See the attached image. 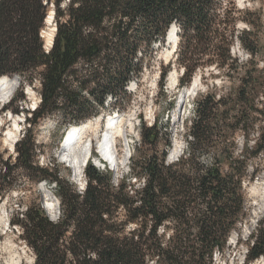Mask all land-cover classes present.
<instances>
[{"label": "trees", "instance_id": "16d2710c", "mask_svg": "<svg viewBox=\"0 0 264 264\" xmlns=\"http://www.w3.org/2000/svg\"><path fill=\"white\" fill-rule=\"evenodd\" d=\"M52 9L57 31L47 51L42 32ZM247 14L236 0L0 1V78L18 76L21 85H41V102L27 119L30 128L18 142L14 167L29 179L54 184L60 203L57 221L35 204L13 222L23 229L35 264H214L215 254L224 256L230 235L248 217L245 183L264 174V168L250 169L264 160V63L258 62L255 33L262 16L251 20ZM240 20L247 30H238ZM173 25L179 28L181 87H190L198 70L213 65L233 83L225 93L208 91L194 102L178 160L168 163L167 151H157L156 122L143 125L130 172L118 184L111 171L91 161L83 192L57 169L37 167L33 128L57 114L80 126L108 98L116 106ZM236 43L249 56L246 63L233 56ZM167 72L161 73V91ZM17 100L26 97L16 94L10 104ZM170 127L166 124L168 134ZM14 167L0 160V172L9 169L0 175L8 187L15 181ZM133 179L143 185L136 187ZM8 187L0 190L2 196ZM246 245V264L264 257V217Z\"/></svg>", "mask_w": 264, "mask_h": 264}, {"label": "rangeland", "instance_id": "374dc122", "mask_svg": "<svg viewBox=\"0 0 264 264\" xmlns=\"http://www.w3.org/2000/svg\"><path fill=\"white\" fill-rule=\"evenodd\" d=\"M236 5L240 11L247 10L250 13L247 14V18L251 20L257 14H261L262 16L260 27L255 31L258 34L257 39L261 48L258 62L262 66L264 63V0H236ZM247 28L246 22L242 20L238 22L239 31L247 30ZM174 42L167 39L166 43L162 46L156 44L152 47L143 64V74L140 78L132 79L127 88L128 94L119 100L116 106L113 105L115 104V100L108 98L105 102V108L100 109L96 116L87 120L93 123L94 128L91 129L90 134H87V138L84 139L85 143L83 142L86 145L90 138L93 141L92 158L90 161L101 171H111L115 184H118L122 177L130 172L131 158L136 155V146L139 147L142 143L143 125L152 127L158 122L161 134L160 141L157 144V151L159 153L167 151V162H176L186 148L185 138L190 121L193 118L194 102L200 95L208 91L213 90L225 93L233 86L230 79L221 74L219 69L213 65L197 71L192 81L193 83L198 77L197 91L187 95L186 90L191 88V86L181 87L180 85V78L184 70H181L176 64L177 49L173 51L175 48ZM232 54L243 63H246L249 59L247 53L241 49L238 43L233 46ZM169 65L170 69H168ZM165 70L168 71V74L163 91H161V73ZM172 72H177L178 77L170 80ZM8 78L17 80L18 82V88L14 96L17 94L19 97L23 94L26 97L25 101L17 100L12 104H0V123L2 125L0 126V160L2 159L4 162L8 161L12 168L17 162L18 142L12 151L8 149L5 142L6 130L12 125L10 118L13 116L20 118L21 134L19 141H21L26 131L30 128L27 119L32 117L31 113L41 102V85L39 82H36L33 86L21 85L22 79L20 77L8 76ZM28 88H31L32 97L29 95ZM8 106H10V109L6 110ZM17 109L19 113H15ZM110 115H113V118L117 116L119 118L118 130L120 133L116 139L117 147L114 150L117 160L119 159L120 166L117 167L118 169L116 168V165H118L117 161L114 166L107 165V160H103V164L95 162V159L98 157L102 159L97 135L100 129L106 126L105 124ZM168 123L171 126L169 134L165 130ZM71 126L73 125H69L68 121H63L62 116L57 114L45 118L35 129L33 128L31 137L35 139V144L37 145L35 162L39 168L52 171L57 169L62 179L70 182L79 192H83L87 186L86 177H84L83 181L85 182V186H78L74 182V170L68 164H65L62 161L63 157L60 156L64 136ZM126 144H129L130 152H132L129 159L125 158ZM239 146H241V140H239ZM205 160L210 162L212 158L207 157ZM258 167L260 170L264 168L263 159H259L253 163V166L250 168L251 172H253L252 168ZM8 171L9 169L7 171L3 169L0 175L3 176ZM13 174L15 175V181L10 187H8L3 178H0V190L6 186L8 187L4 196L0 194V219L2 218L6 222L5 230L3 224H0V264H7V261H10L11 256L14 257V255L22 260L21 264H31L32 262L35 264V254L22 238L23 229L19 225H13V222L18 218L22 219L23 214L27 211V207L35 204H41L46 215L52 221H57L60 214L57 216L56 214L50 215L45 206L48 199L53 201L55 199L54 203L57 204L59 200L52 192L54 184L49 186L46 181H37L35 177L29 179L27 173L18 167H14ZM143 182V180H132V184L136 187H141ZM244 191L248 217L230 235L228 249L224 256L218 253L215 254L214 264H246L248 254L246 243L256 232L258 222L264 217L263 213L257 219H254V212L258 208L257 204L261 202L260 200L264 196V174L260 172L257 174L255 180L246 182ZM260 260L261 264H264V257L260 258Z\"/></svg>", "mask_w": 264, "mask_h": 264}, {"label": "bare ground", "instance_id": "6f19581e", "mask_svg": "<svg viewBox=\"0 0 264 264\" xmlns=\"http://www.w3.org/2000/svg\"><path fill=\"white\" fill-rule=\"evenodd\" d=\"M175 29H177V26L173 25L171 27L168 35H167L168 41H175L174 42L175 48L173 51H176L177 45H178V40H179L178 34H176ZM42 33H43L42 36L44 37V40H45V47H46L45 49L49 50L51 48L52 43L54 41V38L56 36L55 35L56 34V27H55V20H54V16H53V9L50 11V13L48 15V18L46 21V29ZM176 77H178L177 72H172L170 80H173ZM197 82H198V77L192 83L191 88L186 90L187 95L191 92L197 91V88H198ZM17 88H18L17 80H11L8 77L0 78V104L6 105L8 103H11ZM28 90H29V95L32 97L31 88H28ZM36 104H38V102H36ZM10 121H12V125L6 130L5 142L8 146V149L10 151H12L15 148V144L17 142H19V139H20L21 121H20V118H18V117L16 118L14 116L12 118H10ZM115 121L112 120V122L116 123V125H115L116 130L113 133L111 130H109L108 136L113 137V134L115 136L116 134L120 133V131L118 130L119 129V126H118L119 119L115 118ZM0 126H2L1 123H0ZM94 127H95V125H94ZM92 128H93V123L90 121H87V122L81 124L80 126H72L69 128V129H72L71 132L67 136L66 140H63V142H62L63 146H62V150L60 152V156L63 157L62 161L65 164H68V166L74 170V182L78 186H83V185L85 186V182H83L84 177H85L84 171H85V168H86L88 162L92 158L90 156L91 150L88 147L89 144H86V145L83 144L84 139L87 138L86 136L91 131ZM82 136H83V140L81 141L80 138ZM64 137H66V134ZM114 150L115 149H114V146L112 144H111V146H109L108 142L103 143L100 146L102 159H100L98 157L95 159V162H99L100 164H103L104 163L103 160H107V161L109 160L111 165L114 166V165H116L115 163L117 161L118 165H116V168L119 167L120 166V164L118 162L119 159L117 160V155H116ZM130 151H131V149L129 147V144L128 145L126 144L125 158L129 159V157L131 155L130 153H132ZM54 201H56V200L54 199ZM54 201L51 199H48L45 207H46V209L50 215L56 214V216H57L58 215V213H57L58 212V204L54 203ZM260 201L261 202L259 204L256 203L258 205V208L254 212V219H257L260 214L264 213V196L261 198ZM1 223L3 224V228L5 230L6 229V222L2 218L0 219V224ZM21 261L22 260L18 256L15 257V255H14V257L11 256L10 261H7L8 262L7 264H21ZM31 264H33V262ZM252 264H261V260H257L256 262H254Z\"/></svg>", "mask_w": 264, "mask_h": 264}, {"label": "water", "instance_id": "95a60500", "mask_svg": "<svg viewBox=\"0 0 264 264\" xmlns=\"http://www.w3.org/2000/svg\"><path fill=\"white\" fill-rule=\"evenodd\" d=\"M1 1V0H0ZM54 14H55V12H54V10H53V16H54ZM55 27H56V31H57V26H56V23H55ZM43 37V36H42ZM53 43H54V41H53ZM53 43H52V46H53ZM52 46H51V48H52ZM178 46V45H177ZM50 48V49H51ZM50 49L49 50H47V51H50ZM131 154V153H130ZM130 157H131V155H130ZM97 164H99L98 162H96ZM58 214H60V203L58 202Z\"/></svg>", "mask_w": 264, "mask_h": 264}]
</instances>
